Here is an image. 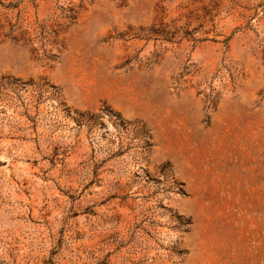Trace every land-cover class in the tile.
Segmentation results:
<instances>
[{"label":"rangeland","instance_id":"374dc122","mask_svg":"<svg viewBox=\"0 0 264 264\" xmlns=\"http://www.w3.org/2000/svg\"><path fill=\"white\" fill-rule=\"evenodd\" d=\"M0 264H264V0H0Z\"/></svg>","mask_w":264,"mask_h":264}]
</instances>
